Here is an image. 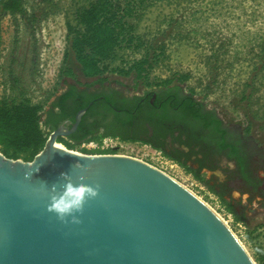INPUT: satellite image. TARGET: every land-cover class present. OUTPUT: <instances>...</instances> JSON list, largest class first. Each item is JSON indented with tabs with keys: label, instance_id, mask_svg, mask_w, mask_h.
I'll return each instance as SVG.
<instances>
[{
	"label": "rangeland",
	"instance_id": "rangeland-1",
	"mask_svg": "<svg viewBox=\"0 0 264 264\" xmlns=\"http://www.w3.org/2000/svg\"><path fill=\"white\" fill-rule=\"evenodd\" d=\"M89 1L52 0L50 5L41 0H24L27 14L37 19L33 34L19 17L7 15L0 18V96L9 93L11 74L17 80L18 89L32 103L44 106L51 103L52 92L56 93L64 86L63 77L58 78L59 70L68 64L75 68L72 56L62 63L66 49L65 23L72 18L76 7ZM171 18L175 24L166 29ZM15 29L18 40L13 45ZM165 29L170 30L165 39L166 59L150 72L148 83L153 82L152 85L134 84L131 77L114 74L107 75L108 85L125 94H143L152 90L155 82L187 74L189 79L184 85L197 99L229 123L249 127L257 146L252 150L256 161L253 168L259 179L264 180V70L257 76L258 91L248 102L240 100L244 85L258 65L259 50L264 46V0L158 2L145 12L136 31L153 38L160 36ZM138 57L128 51L119 52L118 59L110 66H121ZM215 59L218 62L213 65ZM125 144L115 151L81 146L72 151L84 155L115 153L167 175L213 211L254 261V245L264 247V198L259 193L247 196L229 173L221 171L200 173V178L207 183L204 184L159 150L144 143ZM230 211L237 214L239 221Z\"/></svg>",
	"mask_w": 264,
	"mask_h": 264
},
{
	"label": "water",
	"instance_id": "water-1",
	"mask_svg": "<svg viewBox=\"0 0 264 264\" xmlns=\"http://www.w3.org/2000/svg\"><path fill=\"white\" fill-rule=\"evenodd\" d=\"M69 133L52 131L31 162L0 153V264H255L176 181L129 157L55 149ZM68 181L98 193L85 201L79 223L47 210Z\"/></svg>",
	"mask_w": 264,
	"mask_h": 264
},
{
	"label": "flooded vegetation",
	"instance_id": "flooded-vegetation-1",
	"mask_svg": "<svg viewBox=\"0 0 264 264\" xmlns=\"http://www.w3.org/2000/svg\"><path fill=\"white\" fill-rule=\"evenodd\" d=\"M94 81L76 73L65 76L63 88L52 97L51 103L57 102L61 109L58 128L70 132L63 137L67 142L88 138L147 141L182 168L198 174L227 172L247 196L259 193L264 198V180L253 168L256 145L250 131L226 121L184 84L172 82L143 94H125L107 81L90 85ZM124 107L134 109L121 113Z\"/></svg>",
	"mask_w": 264,
	"mask_h": 264
},
{
	"label": "trees",
	"instance_id": "trees-1",
	"mask_svg": "<svg viewBox=\"0 0 264 264\" xmlns=\"http://www.w3.org/2000/svg\"><path fill=\"white\" fill-rule=\"evenodd\" d=\"M41 1L50 5L52 2V0ZM163 1L168 0H90L86 5L76 7L72 12V18L65 23L66 49L62 59L63 63L72 56L75 68L69 64L63 66L59 70L58 78L73 77L76 73L82 78L94 79L95 81L90 84L93 85L107 81V75L114 74L122 78L131 77L134 84L152 85L153 82L148 83L150 72L166 59L165 39L168 38L166 35L170 31L166 29L173 27L175 21L171 18L167 22L166 29L158 37L147 38L137 34L136 30L137 23L143 18L145 12L155 3ZM7 15L22 19L33 34V26L37 19L27 14L24 0H1L0 18ZM17 40V29H15L13 45L17 44ZM33 45L35 47V42ZM123 51L139 57L121 66L111 67V62L117 60L118 53ZM217 60L212 61L213 65L217 64ZM257 63L249 81L244 85L240 99L243 102H248L258 91L256 82L258 74L264 70V46L259 50ZM72 70L75 73H72ZM9 77V94L0 98V153L7 159L31 162L44 148L50 133L58 129L60 120L56 121V119L60 118L61 109L57 102L47 105V109H44L43 104H33L23 91L18 89L17 80L11 74ZM188 79L187 74H177L155 82L154 86L172 82L185 84ZM190 93L194 95L192 90ZM52 94V96L55 95L54 91ZM82 107L87 106L85 104ZM133 109L134 107L127 109L124 107L121 108V113L130 114ZM246 130L248 132L249 127ZM56 141L66 149L73 150L83 142H99L100 140L88 138L84 141L75 140L73 144L63 138H57ZM131 141L150 145L149 142L139 139ZM150 146L161 151L153 145ZM187 170L196 180L207 184L198 173ZM228 210H231L229 206ZM230 212L239 221L237 214ZM253 248L256 264H264V247L254 245Z\"/></svg>",
	"mask_w": 264,
	"mask_h": 264
},
{
	"label": "clouds",
	"instance_id": "clouds-1",
	"mask_svg": "<svg viewBox=\"0 0 264 264\" xmlns=\"http://www.w3.org/2000/svg\"><path fill=\"white\" fill-rule=\"evenodd\" d=\"M97 190L93 187L80 183L73 185L70 181L64 184V194L59 198L49 196L48 211L54 213L58 219L64 221L70 218L71 223H79V214L88 199L97 196Z\"/></svg>",
	"mask_w": 264,
	"mask_h": 264
},
{
	"label": "built area",
	"instance_id": "built-area-1",
	"mask_svg": "<svg viewBox=\"0 0 264 264\" xmlns=\"http://www.w3.org/2000/svg\"><path fill=\"white\" fill-rule=\"evenodd\" d=\"M65 30H66V28H65ZM65 39H66V35H65ZM7 94H9V93L1 94L0 98L3 95H7ZM33 104H42V103H33ZM44 109H47V106H44ZM125 145H126L125 143L118 141L116 139L106 138V139H103L102 141H99V142L92 141V142H89L87 144L83 143L80 146L82 148H84V147L85 148H91L93 150L99 149L101 151H108V150H118L120 148H123Z\"/></svg>",
	"mask_w": 264,
	"mask_h": 264
},
{
	"label": "bare ground",
	"instance_id": "bare-ground-1",
	"mask_svg": "<svg viewBox=\"0 0 264 264\" xmlns=\"http://www.w3.org/2000/svg\"><path fill=\"white\" fill-rule=\"evenodd\" d=\"M54 147H55V149H58V150L68 151V149H66L62 144L58 143L57 141H56ZM72 152H75V151H72ZM75 153H77V152H75Z\"/></svg>",
	"mask_w": 264,
	"mask_h": 264
}]
</instances>
